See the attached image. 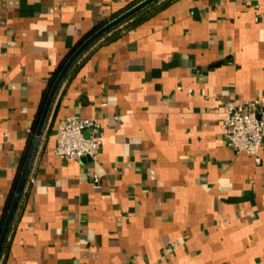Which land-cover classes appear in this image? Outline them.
<instances>
[{
	"label": "crops",
	"instance_id": "crops-1",
	"mask_svg": "<svg viewBox=\"0 0 264 264\" xmlns=\"http://www.w3.org/2000/svg\"><path fill=\"white\" fill-rule=\"evenodd\" d=\"M140 1L0 0V222L51 74ZM261 2L160 0L79 55L0 264H264V138L257 162L220 127L225 101L264 97ZM75 114L100 124L96 161L54 153Z\"/></svg>",
	"mask_w": 264,
	"mask_h": 264
},
{
	"label": "built area",
	"instance_id": "built-area-1",
	"mask_svg": "<svg viewBox=\"0 0 264 264\" xmlns=\"http://www.w3.org/2000/svg\"><path fill=\"white\" fill-rule=\"evenodd\" d=\"M261 6L264 10V0ZM263 14L264 11L259 15ZM220 127L228 147L236 153L250 154L259 162L264 138V97L225 101ZM100 129L99 122L89 117L75 114L60 119L56 124L54 153L61 160L88 158L96 161L101 145ZM92 178L95 182L100 180L97 173H93Z\"/></svg>",
	"mask_w": 264,
	"mask_h": 264
},
{
	"label": "water",
	"instance_id": "water-1",
	"mask_svg": "<svg viewBox=\"0 0 264 264\" xmlns=\"http://www.w3.org/2000/svg\"><path fill=\"white\" fill-rule=\"evenodd\" d=\"M156 0H142L140 2H138L137 4H135L134 6H132L131 8H129L128 10H126L125 12H123L122 14L118 15L117 17H115L114 19L110 20L109 22H107L106 24H104L103 26H101L99 29H97L95 32H93L88 38H86L75 50L74 52L70 55V57L67 59V61L65 62V64L63 65V67L61 68L60 72L58 73V75L56 76L50 90L49 93L47 95V98L45 100L43 109L41 111L36 129L34 131L16 188H15V192L14 195L12 197V200L10 202L6 217L4 219L2 228H1V232H0V251L4 242V239L6 237L9 225L11 223L15 208L17 206V202L19 199V195L23 189L28 171H29V167L31 164V161L33 159V155L35 153L39 138L41 136L44 124L46 122L50 107H51V103L53 100V97L59 87V84L61 83L62 79L64 78L65 74L67 73L68 69L71 67V65L73 64V62L79 57L80 54H82V52L92 43L94 42L97 38H99L102 34H104L105 32L109 31L111 28H113L114 26H116L117 24L121 23L122 21L126 20L127 18H129L130 16H132L133 14L137 13L138 11H140L141 9H143L144 7L148 6L149 4L153 3Z\"/></svg>",
	"mask_w": 264,
	"mask_h": 264
},
{
	"label": "trees",
	"instance_id": "trees-1",
	"mask_svg": "<svg viewBox=\"0 0 264 264\" xmlns=\"http://www.w3.org/2000/svg\"><path fill=\"white\" fill-rule=\"evenodd\" d=\"M160 1V0H157L155 1L154 3H152L150 6H148L147 8H145L144 10L142 11H139L135 14H133L132 16H130L129 18H127L125 21L128 22V25H133L135 24L137 21H139L141 18L144 17V15H146L147 13H149L155 6H156V3ZM137 2H135L133 5H135ZM130 6V7H132ZM129 7V8H130ZM128 9V8H127ZM80 45V44H79ZM78 46H76L75 48H73L71 51H69L65 56L64 58L61 60V62L58 64V66L55 68L54 72L51 74L50 78H49V81L47 83V86L45 88V91L43 93V97H42V100H41V103H40V106H39V111H38V114H37V117L35 118V121L33 123V126H32V133L35 131V128H36V125H37V122H38V119L40 117V114H41V111L43 109V106H44V103H45V100L47 98V95L49 93V90L56 78V76L58 75V73L60 72L61 68L63 67V65L65 64V62L67 61V59L70 57V55L74 52V50L77 48ZM29 146H30V140L28 141V144H27V149L25 151V153L23 154L22 158H21V161L19 163V166H18V170H17V174H16V177L13 181V184H12V187H11V190L9 192V195H8V199H7V203L5 205V208H4V212H3V215H2V218H1V222H0V232H1V228H2V225H3V222H4V219L6 217V214H7V211H8V208H9V205H10V202L12 200V197L14 195V192H15V188H16V185H17V182H18V179H19V176H20V173H21V170H22V167H23V164H24V161H25V158H26V155H27V152H28V149H29ZM21 195V193H20ZM19 195V197H20ZM19 200V199H18ZM9 229H10V225H9V228H8V231H7V234H6V237L4 239V242H3V245H2V248H1V251H0V258L5 250V247H6V243H7V237H8V234H9Z\"/></svg>",
	"mask_w": 264,
	"mask_h": 264
}]
</instances>
